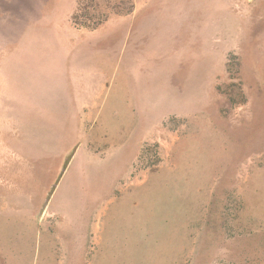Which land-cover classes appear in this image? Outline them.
I'll use <instances>...</instances> for the list:
<instances>
[{"label":"rangeland","instance_id":"374dc122","mask_svg":"<svg viewBox=\"0 0 264 264\" xmlns=\"http://www.w3.org/2000/svg\"><path fill=\"white\" fill-rule=\"evenodd\" d=\"M0 264H264V0H0Z\"/></svg>","mask_w":264,"mask_h":264},{"label":"crops","instance_id":"0c3cea01","mask_svg":"<svg viewBox=\"0 0 264 264\" xmlns=\"http://www.w3.org/2000/svg\"><path fill=\"white\" fill-rule=\"evenodd\" d=\"M44 0H37V2L42 3ZM74 2L70 5L69 9L63 13L53 11L52 16H58L63 18L58 23L60 25H64L62 29L69 31L73 36L77 37L78 32H88L89 27L85 26V24H76L73 22V12L75 13ZM41 13H38V17H40ZM42 15V14H41ZM32 16V15H31ZM71 18V20H70ZM96 30V29H95ZM92 33V32H91ZM21 48L18 44H12L11 49L17 51ZM27 60V59H25ZM23 58L15 57V59H11V82H10V100L9 104L11 107V116L13 114L19 113V98L25 97L27 99V103L29 104L31 99V92L28 91L30 87L28 83L24 84V71L19 67L26 66L23 63ZM69 67H72L68 71V75L73 76L72 82L74 85V93L77 98V110L83 112L87 109H91L94 107L95 100L99 93H102L105 88L103 86V77L102 70L98 68V60H94L92 58L80 57L78 60H74L73 63L70 64ZM21 72V73H20ZM104 73V72H103ZM65 79V78H64ZM123 88V83H122ZM22 92V93H21ZM24 92L27 94L24 96ZM24 102V101H23ZM17 121V118H16Z\"/></svg>","mask_w":264,"mask_h":264}]
</instances>
